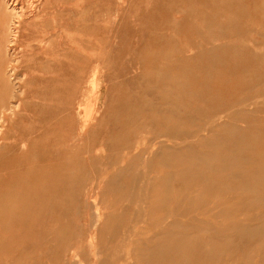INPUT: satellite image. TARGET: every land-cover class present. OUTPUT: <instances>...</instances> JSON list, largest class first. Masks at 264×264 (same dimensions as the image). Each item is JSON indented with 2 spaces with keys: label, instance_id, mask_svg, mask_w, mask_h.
<instances>
[{
  "label": "rangeland",
  "instance_id": "374dc122",
  "mask_svg": "<svg viewBox=\"0 0 264 264\" xmlns=\"http://www.w3.org/2000/svg\"><path fill=\"white\" fill-rule=\"evenodd\" d=\"M18 3L28 18L0 29V264H264L245 231L264 227V0Z\"/></svg>",
  "mask_w": 264,
  "mask_h": 264
},
{
  "label": "bare ground",
  "instance_id": "6f19581e",
  "mask_svg": "<svg viewBox=\"0 0 264 264\" xmlns=\"http://www.w3.org/2000/svg\"><path fill=\"white\" fill-rule=\"evenodd\" d=\"M23 1H24V0H23ZM33 1H34V0H33ZM51 1H52V0H51ZM3 3L6 5V9L0 11V29L2 28L3 31H4V30H5V27H7V25H8V29H9L10 31H12V29L14 28V29H15V32H18L16 29H18V28L20 27V24H21L22 21L25 19V16L28 14L27 9L25 8L24 5H22V4L20 5V4L18 3V0H13L11 3H9V0H0V4H3ZM27 3H28V2H27ZM32 3H33V2H32ZM50 3H51V2H50ZM50 3H49V4H50ZM9 4H10V5H9ZM24 4H25V3H24ZM31 5H32V4H31ZM31 5H30L29 7H31ZM32 8H33V6H32ZM36 8H37V7H36ZM0 9H1V8H0ZM38 10H39V9H38ZM35 11H37V10H35ZM30 14H31V13H30ZM34 14H35V13H34ZM34 16H35V15H34ZM26 17H27V16H26ZM27 18H28V17H27ZM9 21H11L10 24H8ZM12 26H14V27L12 28ZM1 31H2V30H1ZM4 32H5V31H4ZM1 33H3V32H1ZM7 33H8V31H7ZM15 35H16V34H15ZM15 35H14L13 38H12V42H14ZM3 36H4V35H3ZM3 36L1 35L0 37H3ZM6 40H7V39H6ZM2 42H4V39H3ZM4 43H5V42H4ZM6 43H7V42H6ZM2 44H3V43H2ZM2 44H1V45H2ZM43 44H44V43H43ZM4 45H6V44H4ZM7 46H9V44H8ZM12 71H13V70H12ZM96 73H97V76H98V70L96 71ZM94 75H95V73H94ZM97 76H96V77H97ZM94 77H95V76H94ZM94 77H93V78H94ZM96 77H95V78H96ZM95 78H94V79H95ZM96 79H97V78H96ZM91 80H92V78H91ZM98 82H99V81H98ZM89 83H92V82H89ZM93 83H94V80H93ZM93 83H92V84H93ZM95 83H96V82H95ZM92 84H91V85H92ZM100 84H101V83L99 82L98 85L101 86ZM93 86H94V85H93ZM94 88H95V86H94L93 88H91V89H94ZM96 88H97V86H96ZM98 89L101 90V88H99V87H98ZM148 89H149V88H148ZM18 90H19V89H18ZM149 90H150V89H149ZM91 94H93V93H91ZM94 94H95V92H94ZM145 94H146V93H145ZM147 94H148V93H147ZM92 96H93V95H92ZM92 96H91V97H92ZM94 96H95V95H94ZM94 96H93V97H94ZM98 96H101V95L99 94ZM95 97H97V96H95ZM95 97H94V98H95ZM97 98H98V97H97ZM98 99H99V98H98ZM90 100H92V99H90ZM95 100H96V99H95ZM22 102H23V101H22ZM22 102H21V103H22ZM90 102H92V101H90ZM18 103H19V102H18ZM88 103H89V100H88ZM88 103H87V104H88ZM92 103H93V102H92ZM92 103H91V104H92ZM91 104H90V107H92ZM148 104H149V103H148ZM148 104H145V105H148ZM92 105H93V108H91V109H90V107H87V110H90V111H88L89 114H88V116H87V117H89V122H90V120H92V119L94 118V116H95V112H96V108H95L94 104H92ZM13 106H16V107H17L18 105L16 104V105H13ZM13 106L8 107V109H9V110H13ZM151 106H152V105H151ZM151 106H150V107H151ZM96 107H97V106H96ZM19 108H20V107H19ZM85 108H86V107H85ZM85 108H84V110H85ZM88 108H89V109H88ZM14 110H15V109H14ZM14 110H13V111H14ZM87 110H85V111L87 112ZM85 111H84V112H85ZM88 112H87V113H88ZM87 113H86V114H87ZM82 114H83V112H82ZM86 114H85V116H86ZM83 115H84V114H83ZM96 116H97V115H96ZM79 119H80V118H79ZM85 119H86V120H85V121H86L85 124L87 125V120H88V119H87V118H85ZM93 120H94V119H93ZM89 122H88V123H89ZM92 122H93V121H92ZM84 126H85V125H84ZM143 128H144V127H143ZM207 128H208V127H207ZM144 129H145V128H144ZM205 129H206V128H205ZM1 130H2V129H1ZM146 130H147V127H146ZM141 132H142V129H141ZM146 132H149V131H146ZM153 132H154V131H153ZM153 132H151V134H154V135H155L156 133H153ZM157 133H158V132H157ZM182 133H184V131H183ZM235 133H238V130H237V132H235ZM146 134H148V133H146ZM201 134H203V133H201ZM154 135L152 136L153 138H154V137H157V136H154ZM156 135H157V134H156ZM168 135H169V134H168ZM205 135H206V134H205ZM233 135H234V132H233ZM169 136H170V135H169ZM235 136H236V135H235ZM158 137H159V136H158ZM204 137L206 138V136H203V138H204ZM167 138H168V137H167ZM194 138H195V137H194ZM231 138H232V137H231ZM142 139H143V138H142ZM223 139H225V138H223ZM223 139H222V140H223ZM145 140H146V139H145ZM152 140H153V139H152ZM154 140H155V139H154ZM162 140H163V139H161V141H162ZM164 140H165V139H164ZM174 140H175V139H174ZM183 140L185 141V139H183ZM183 140H182V141H183ZM191 140H192V139H191ZM218 140H220V139H218ZM218 140H217V141H218ZM226 140H227V139H226ZM242 140H243V139H242ZM242 140H241V142H242ZM161 141H160V142H161ZM187 141H188V140H187ZM239 141H240V140H239ZM165 142H166V140H165ZM235 142H236V140H235ZM244 142H245V141H244ZM218 143H220V144L222 143V145H223L224 142H218ZM216 144H217V143H216ZM220 144H219V145H220ZM243 144H244V143H243ZM248 144H249V142H248ZM160 145H161V144H160ZM165 145H166V143H165ZM165 145H164V146H165ZM180 145H181V144H180ZM212 145H213V144H212ZM212 145L210 144L209 147L212 146ZM219 145H218V146H217V145H213V146L219 147ZM222 145H220V146H222ZM246 145H247V144H246ZM246 145H245V146H246ZM100 146H101V145H100ZM164 146H163V148H164ZM169 146H171V145H169ZM172 146H173V145H172ZM172 146H171V147H172ZM177 146H178V145H177ZM193 146H194V144H193ZM248 146H249V145H248ZM101 147H102V146H101ZM137 147H138V146H137ZM144 147H145V146H143V147L141 148V149H142V152H143V150H144ZM158 147H159V144H158ZM222 147H223V146H222ZM138 148H139V147H138ZM138 148L136 149L137 151H138ZM166 148H168V147H166ZM199 148H200V147H199ZM248 148H249V147H248ZM250 148H251V145H250ZM98 149H100V148H98ZM196 149H197V148H196ZM214 149H215V148L212 147V150H214ZM152 150H155V149L153 148ZM162 150H163V149H162ZM232 150H233V148H232ZM169 151H170V150H169ZM169 151H168V152H169ZM215 151H216V150H215ZM224 151H225V150H224ZM100 152L102 153L101 150H100ZM152 152H155V151H152ZM152 152H151V153H152ZM156 152H157V151H156ZM171 152H172V151H171ZM173 152H174V151H173ZM205 152H206V151L201 152V153H204V154H205L204 156H207V157L212 155L209 151H208V152H209L211 155L208 154V152H206V153H207V155H206ZM212 152H213V151H212ZM137 153H138V152H137ZM162 153H163V152H162ZM135 154H136V153H135ZM142 154H143V153H142ZM156 154H157V153H156ZM158 154H159V152H158ZM99 155L102 156L101 154H99ZM114 155H115V153H114ZM137 155H138V154H137ZM137 155H136V156H137ZM149 155H150V154H149ZM95 156H96V155H95ZM134 156H135V155H134ZM141 156H142V155H141ZM194 156H195V155H194ZM202 156H203V155H202ZM213 156H214V155H213ZM213 156H212V158H213ZM216 156L218 157V152H217V154H215V158H214V160H216ZM219 156H220V155H219ZM223 156H224V155H223ZM97 157H98V154H97ZM120 157H121V156H119V159H120ZM148 157H149V156H148ZM196 157H197V155H196ZM224 157H225V156H224ZM224 157H223V158H224ZM235 157H237V156H235ZM241 157H242V156H241ZM241 157H240V158H241ZM256 157H257V156H256ZM99 158H100V157H99ZM197 158H198V157H197ZM202 158H203V157H202ZM202 158H201L200 161H203ZM204 158H205V160H207V161H211V160H209L210 157H209L208 159H207L206 157H204ZM223 158H222V159H223ZM238 158H239V157H238ZM242 158H243V157H242ZM243 159H244V158H243ZM246 159H247V158H246ZM246 159H245V161H242V162L248 163V162H246ZM253 159H254V158H253ZM111 160H112V159H111ZM114 160H115V159H114ZM193 160H194V159H193ZM205 160H204V161H205ZM214 160H213V161H214ZM223 160H224V159H223ZM225 160H226V159H225ZM225 160H224V162H225ZM228 160H229V159L227 158V162H229ZM230 160H231V159H230ZM233 160H234V158L232 159V163H233ZM241 160H242V159H241ZM247 160H248V159H247ZM254 160H255V159H254ZM261 160H262V158H261ZM116 161H118V160H116ZM191 161H192V160H191ZM197 161H198V160H196V163H197ZM238 161L240 162L239 159H238ZM252 161H253V160H252ZM119 162H121V161H118V164H117V165H116V163H115L116 167L119 165ZM205 162H206V161H205ZM211 162H212V161H211ZM227 162H226V163H227ZM230 162H231V161H230ZM239 162H238V163H239ZM242 162H241V164L239 163V167H240L241 165H243ZM263 162H264V161H263ZM263 162L260 161V163H261L262 165H263ZM193 163H194V161H193ZM193 163H192V164H193ZM196 163H195V165H196ZM209 163H210V162H209ZM235 163L238 164V163H237V160L234 162V164H235ZM111 164H112V162H111ZM131 164H132V163H131ZM205 164H206V166L204 165L205 168H206L207 166L209 167V165H212L211 163H210L209 165H207L208 163H205ZM219 164H220V163H219ZM219 164H217V166H218ZM221 164H222V163H221ZM230 164H231V163H229V165H230ZM248 164H251V165H252V162L250 161ZM248 164H247V165H248ZM258 164H259V163H258ZM129 165H130V164H129ZM214 165H215V163H214ZM214 165H212V166L216 168V165H215V166H214ZM224 165H225V164H224ZM224 165H222V166H224ZM226 165H227V164H226ZM226 165H225V166H226ZM256 165H257V162H256ZM122 167H123V166H122ZM208 167H207V169H209L211 166H210L209 168H208ZM227 167H229V166H227ZM227 167H226V168H227ZM233 167H234V166H233ZM236 167H238V166H236ZM241 167H242V166H241ZM250 167H251V166H250ZM257 167H258V166H257ZM117 168H118V167H117ZM123 168H125V167H123ZM123 168H122V169H123ZM127 168H128V167H126V169H127ZM211 168H212V167H211ZM218 168H220V167L218 166ZM218 168L215 169V170H218ZM224 168H225V167H224ZM230 168H231V166H230L229 168H227V170L230 169ZM243 168H244V167H243ZM126 169H125V170H126ZM130 169H131V165H130ZM130 169H129V170H130ZM220 169L222 170V167H221ZM250 169H251V168H250ZM202 170H204V169H202ZM202 170H201V173H202ZM211 170H212V169H211ZM230 170H231V169H230ZM230 170H229V171H230ZM262 170L264 171V168H262ZM262 170H260V171H262ZM121 171H122V170H121ZM192 171H193V170H192ZM207 171H208V170H207ZM207 171H206V174H205V171H204L203 173L205 174V176H206L207 174H209V175L207 176V178H212L211 180H213V178H214L213 176L209 177L211 171L208 172V173H207ZM212 171H214V170H212ZM233 171H234V170H233ZM248 171H250V170L248 169ZM251 171H252V170H251ZM253 171H254V170H253ZM257 171H258V169H257ZM260 171H259V172H260ZM73 172H74V171H73ZM128 172H129V171H128ZM145 172H146V171H145ZM221 172H222V171H221ZM224 172H226V171H224ZM224 172H223V173H224ZM231 172H232V170H231ZM231 172H230V173H231ZM237 172H238V171H237ZM246 172H247V170H246ZM255 172H256V171H255ZM124 173H125V172H124ZM126 173H127V172H126ZM192 173H194V172H192ZM197 173H198V172H197ZM215 173H216V171H215ZM240 173H241V172H240ZM240 173H236V174H237V175H240ZM243 173H244V172L242 171L241 174H243ZM116 174H117V173H116ZM212 174H213V173H212ZM228 174H229V172H228ZM234 174H235V173H234ZM254 174H255V173H254ZM254 174H253V175H254ZM256 174H257V173H256ZM256 174H255V175H256ZM262 174H263V172H262ZM66 175H67V174H66ZM121 175H123V173H121ZM176 175H178V174H176ZM194 175H195V174H194ZM194 175H192V176H194ZM198 175H199V173H198ZM229 175H230V174H229ZM237 175H234V176H237ZM253 175H252V176H253ZM255 175H254V176H255ZM259 175H261V173H260ZM114 176H115V175H114ZM117 176H118V175H117ZM234 176H233V177H234ZM244 176H245V175H244ZM244 176H243L242 178H244ZM250 176H251V175H250ZM252 176H251V179L253 178ZM262 176H263V175H262ZM203 177H204V176H203ZM233 177H231V178H233ZM256 177H257V175H256ZM256 177H255V178H256ZM263 177H264V176H263ZM114 178H115V177H114ZM114 178H113V179H114ZM170 178L172 179V177H170ZM170 178L168 177V179H170ZM175 178H176V177H175ZM204 178H205V177H204ZM234 178L236 179L237 177H234ZM234 178H233V179H234ZM238 178H239V177H238ZM255 178H254V179H255ZM257 178H258V177H257ZM257 178H256V179H257ZM89 179H90V178H89ZM115 179H116V178H115ZM157 179H158V178H157ZM168 179H167V180H168ZM202 179H203V178H202ZM202 179H200L201 181H199V182H200V183H201V182H202V183H203V182L206 183V182L203 181ZM240 179H241V177H240ZM258 179H259V178H258ZM258 179H257V180H258ZM110 180H111V179H110ZM155 180H156V179H155ZM205 180H206V179H205ZM207 180H208V179H207ZM211 180H209V181L211 182ZM214 180H217V179L215 178ZM263 180H264V179H261V180H259V181H257V182H258V183H259V182L263 183V182H262ZM111 181H112V180H111ZM111 181H110V183H111ZM146 181H147V180H146ZM183 181H184V180H183ZM192 181H193V180H192ZM209 181L207 182V185L205 184L206 186H208ZM218 181H219V180H218ZM218 181H217V182H218ZM241 181H242V179H241ZM255 181H256V180H255ZM219 182H220V181H219ZM156 183H157V181H156ZM195 183H196V182H195ZM202 183H201V184H202ZM214 183H215V182H214ZM214 183H213V181H212V184H214ZM245 183H246V182H245ZM111 184H112V183H111ZM168 184H169V183H168ZM170 184H171V183H170ZM196 184H197V183H196ZM201 184L198 183V185H199L198 187H200ZM212 184H211V185H212ZM216 184H217V183H216ZM218 184H219V183H218ZM223 185L226 186V184H225L224 182H223ZM253 185H254V184H253ZM260 185H261V184H260ZM153 186H154V185H153ZM169 186H171V185H169ZM196 186H197V185H196ZM202 186L204 187V184H202ZM202 186H201V187H202ZM212 186H213V185H212ZM212 186H211V187H212ZM233 186H234V185H232V187H231V186L229 185V187L227 186V188L232 189V190H233L235 187L237 188L236 185H235V187H233ZM37 187H38V186H37ZM208 187H209V186H208ZM208 187H207V188H208ZM230 187H231V188H230ZM256 187H258V186L256 185ZM262 187H263V186H262ZM194 188H195V187H194ZM207 188H206V189H207ZM213 188H214V187H213ZM216 188L218 189V187H216ZM258 188H259V187H258ZM37 189H38V188H37ZM144 189H145V188H144ZM191 189H192V188H191ZM198 189H199V188H198ZM203 189H205V188H203ZM221 189H225V188H221ZM242 189L248 190V192H252V193H254V191H255V187H253L251 184H249L248 180H247V184L244 185V186L242 187ZM260 189H261V188H260ZM186 190H187V189H186ZM194 190H195V189H194ZM201 190H202V189H201ZM219 190H220V189H219ZM239 190H240V189H239ZM263 190H264V189H263ZM25 191H26V190H25ZM38 191H39V189H38ZM152 191H153V190H152ZM157 191H158V190H157ZM188 191H189V190H188ZM198 191H199V190H198ZM198 191H197V192H198ZM22 192H23V191H22ZM172 192H173V191H172ZM174 192H175V191H174ZM186 192H187V191H186ZM193 192H194V191H193ZM193 192H192V193H193ZM195 192H196V191H195ZM205 192H207V191L205 190ZM212 192H216V190H215V191H212ZM212 192H211V193H212ZM256 192H258V190H257ZM262 192H263V191H262ZM152 193H153V192H152ZM155 193H156V191H155ZM175 193H176V192H175ZM189 193H190V191L188 192V195H189ZM202 193H203V190H202ZM207 193H208V192H207ZM218 193H219V192H218ZM259 193H260V192H259ZM23 194H24V193H23ZM167 194H168V193H167ZM177 194H179V192H177ZM219 194H220V193H219ZM219 194L216 196V193H215V198H216V197L219 198V196H220ZM255 194H257V193H255ZM17 195H18V194H17ZM24 195H25V194H24ZM165 195H166V194H165ZM180 195H181V194H180ZM190 195H193V194H190ZM204 195H205V194H204ZM206 195H208V194H206ZM212 195H213V194H211L210 199L213 197ZM221 195H222V194H221ZM257 195H258V194H257ZM259 195H260V194H259ZM263 195H264V193L262 194V197H260V198L257 197V199L254 198L255 200H257L256 203L258 202L257 204H259V202H263V201H264V200L262 199V198H263ZM18 196H19V195H18ZM21 196H22V194H21ZM150 196H151V194H150ZM160 196H161V195H160ZM184 196H185V193H184ZM222 196H223V195H222ZM181 197H183V196H181ZM181 197H180V198H181ZM190 197H191V196H190ZM225 197H227V196H225ZM149 198H150V197H149ZM164 198H166V197L164 196ZM177 198H179V196H177ZM186 198H188V197L186 196ZM186 198H185V199H186ZM192 198H194V196H193ZM218 198H217V199H218ZM227 198H229V197H227ZM231 198H232V197H231ZM239 198H240V197H239ZM7 199H8V198H7ZM182 199H183V198H182ZM182 199H181V200H182ZM185 199H184V200H185ZM189 199H190V198H189ZM194 199H195V198H194ZM205 199H206V198H205ZM229 199H230V198H229ZM237 199H238V198H237ZM250 199H252V198H250ZM143 200H144V198H143ZM145 200H147V199H145ZM168 200H169V197H168ZM181 200H180V201H181ZM203 200H204V199H203ZM232 200H233V198H232ZM235 200H236V199H235ZM149 201H150V200H149ZM166 201H167V200H166ZM182 201H183V200H182ZM191 201H192V200H191ZM191 201L188 200V202H191ZM210 201L212 202V200H210ZM210 201H209V199H208V202H209V203H210ZM219 201H220V202L222 201L221 198L219 199ZM236 201H237V200H236ZM238 201H242V200L239 199ZM238 201H237V202H238ZM247 201H248V200H247ZM251 201H252V200H250L249 203H250V205H253V204H251V203H252ZM143 202H144V201H143ZM254 202H255V201H254ZM254 202H253V203H254ZM13 203H14V202H13ZM16 203H17V202H16ZM94 203H95V202H94ZM157 203H158V202H157ZM185 203H186V202H185ZM214 203H215V201H214ZM216 203H218V202H216ZM239 203H240V202H239ZM95 204H96V203H95ZM188 204H189V203H188ZM211 204H212V203H211ZM241 204H242V203H241ZM245 204H246V203H245ZM192 205H194V203H193ZM200 205H201V204H200ZM202 205H203V203H202ZM212 205H213V204H212ZM214 205H216V204H214ZM247 205H248V202H247ZM95 206H96V205H95ZM209 206H210V205H209ZM209 206L205 207V209H206V208H209ZM245 206H246V205H244L243 207H245ZM251 207H254V206H251ZM247 208H249V207H247ZM254 208H255V207H254ZM257 208H258V207H257ZM88 209H89V208H88ZM98 209H100V208H98ZM203 209H204V207H202L201 210L203 211ZM242 209H243V208H242ZM244 209H245V208H244ZM250 209H252V208H250ZM259 209L261 210L262 208H259ZM259 209H258L257 211H260ZM141 210H142V209H141ZM197 210H199V209H197ZM215 210L217 211V209H215ZM245 210H246V209H245ZM254 210H256V209H254ZM99 211H101V209L98 210V211H95V212L97 213V217H100V215L103 213V212H101V214H100ZM138 211H139V210H138ZM199 211H200V210H199ZM206 211H208V210H206ZM206 211H205V212H206ZM251 211H252V210H251ZM261 211H262V210H261ZM203 212H204V211H203ZM203 212H202V213H203ZM262 212H263V211H262ZM262 212H261V213H262ZM168 213H169V212H167V214H168ZM257 213H258V212H257ZM259 213H260V212H259ZM253 214H254V213H253ZM253 214H252V215H253ZM252 215H251V217H252ZM249 216H250V215H249ZM263 217H264V216H263ZM263 217H261V219H262ZM173 218H174V217H173ZM97 219H98V218H97ZM166 219H168V218H166ZM171 220H173V219H171ZM257 220L261 221L260 219H257ZM98 221H99V220H98ZM250 221H252V220H250ZM254 221L257 222L256 220H254ZM262 221H264V219H263ZM262 221H261V222H262ZM247 222H248V221H247ZM261 222H260V223H261ZM171 223H174V222H171ZM176 223H177V222H176ZM245 223H246V222H245ZM252 223H253V222H251V224H252ZM97 224H99V222H98ZM162 224H163V223H162ZM166 224H167V223H166ZM179 224H181V223H179ZM179 224H177V225L179 226ZM238 224H239V223H238ZM251 224H250V225H251ZM255 224H256V223H255ZM255 224H254V225H255ZM182 225H184V224H182ZM182 225H181V226H182ZM189 225H190V224H189ZM189 225H187V226L189 227ZM241 225H242V224H241ZM94 226H95V225H94ZM140 226H141V225H140ZM169 226H170V225H169ZM184 226H185V225H184ZM184 226H183V227H184ZM209 226H210L209 229H211L212 226H211V225H208V227H209ZM236 226L238 227L239 225H236ZM245 226H246V225H245ZM245 226H243V227H245ZM132 227L134 228L133 225H132ZM135 227H136V226H135ZM175 227H176V226H175ZM198 227H199V226H198ZM230 227H231V225H230ZM241 227H242V226H241ZM90 228H91V227H90ZM99 228H100V226H99ZM164 228H165V227H164ZM176 228H177V229H178V228H181V229H182V227H176ZM202 228L204 229V226H203ZM202 228H201V229H202ZM239 228H240V227H239ZM246 228H247V226H246ZM134 229H135V228H134ZM137 229H139L138 226L136 227L135 231H136ZM140 229H141V228H140ZM162 229H163V228H162ZM233 229H234V228H233ZM244 229H245V228H244ZM244 229H242V230H244ZM173 230H174V228H173ZM183 230H185V229H183ZM205 230L208 231V229L206 228V226H205ZM237 230H238V228H237ZM239 230H241V229H239ZM239 230H238V231H239ZM135 231H134V232H135ZM143 231H144V230H143ZM178 231H179V230H178ZM178 231H177V232H178ZM245 231H246V233H248L250 236H253V235L257 234V233H259V234H260V233L264 234V227H261V228H248V229L245 230ZM91 232H92V231H91ZM96 232H97V231H96ZM134 232H133V233H134ZM140 232H141V231H140ZM185 232H186V231H185ZM228 232H230V231H228ZM228 232H227V233H228ZM234 232H237V231H234ZM239 232H240V231H239ZM241 232H243V231H241ZM241 232H240V233H241ZM92 233H93V232H92ZM206 233H207V232H206ZM222 233H224V232L222 231ZM231 233L234 234L232 231H231ZM94 234H95V233H94ZM178 234H179V233H178ZM187 234H188V233L186 232L185 235H187ZM238 234H239V233H238ZM238 234H237V235H238ZM259 234H258V235H259ZM91 235L93 236V234H91ZM91 235H90V236H91ZM179 235H180V234H179ZM223 235H225V234H223ZM239 235H240V234H239ZM242 235H244V234L241 233V236H242ZM92 236H91V237H92ZM176 236H178V235H175V237H176ZM196 236H197V235H196ZM213 236H214V235H213ZM228 236H229V235H228ZM228 236H227V237H228ZM230 236H231V235H230ZM241 236H240V239H241ZM260 236H261V235H260ZM193 237H194V236H193ZM193 237H192L191 239H193ZM199 237H200V236H199ZM199 237H198V238H199ZM214 237H215V236H214ZM218 237H219V236H217V237H215V238L217 239ZM227 237H226V238H227ZM248 237H249V236H248ZM258 237H259V236H258ZM177 238H178V237H177ZM177 238H176V240L174 239V241H178ZM196 238H197V237H196ZM196 238L194 237L195 241H196ZM198 238H197V240H198ZM222 238H223V237H222ZM226 238H225V239H226ZM244 238H245L244 240H246V237H244ZM255 238H256V237H255ZM260 238H261V237H260ZM262 238H264V237H262ZM90 239H91V238H90ZM90 239H89V240H90ZM189 239H190V238H189ZM231 239H233V240H230V239H229V242L232 241V244L235 243L236 240H235L234 238H231ZM248 239L252 240L251 238H248ZM94 240H95V238H94ZM125 240H126V239H124L123 241H125ZM220 240H221V238H220ZM253 240H255V239H253ZM180 241H181V240H180ZM198 241H199V240H198ZM207 241H208V240H207ZM210 241H212V240L209 239V242H210ZM221 241H222V240H221ZM223 241H224V240H223ZM238 241H239V240H238ZM238 241H236V242H237V246H236V247L239 246V242H240V241H239V242H238ZM92 242H93V241H92ZM97 242H98V241H97ZM130 242H131V241H130ZM163 242H165V241H163ZM169 242H170V241H169ZM190 242H191V241H190ZM199 242H200V241H199ZM212 242H213V241H212ZM194 243H195V242H194ZM223 243H224V242H223ZM225 243H226V241H225ZM227 243H228V242H227ZM240 243H241V242H240ZM242 243H244V242L242 241ZM245 243H246V242H245ZM257 243H258V242H257ZM263 243H264V241H263ZM123 244H124V243H123ZM129 244H130V243H129ZM163 244H164V243H163ZM163 244H161V245H162V248H164L163 246H166L165 244H164V245H163ZM209 244H210V243H209ZM230 244H231V243H230ZM255 244H256V243H255ZM261 244H262V242H261ZM90 245H91V243H90ZM102 245H103V243L100 244V246H102ZM133 245H134V244H133ZM173 245H174V244H173ZM188 245H189V244H188ZM194 245H195V244H194ZM219 245H220V244H219ZM245 245H246V244H245ZM93 246H95V244H93ZM123 246H124V245H122V248H123ZM125 246H126V245H125ZM128 246H129V245H128ZM158 246H160V245L158 244ZM169 246H172V245H167V246L165 247V248H169L168 251L170 250V247H169ZM227 246H228V245H227ZM231 246H232V245H231ZM132 247H133V246H131V248H132ZM91 248H92V247H91ZM95 248H96V247H95ZM131 248H130V249H131ZM162 248H161V249H162ZM165 248H164V252L167 251V249H166V251H165ZM173 248H174V247H173ZM173 248H171L170 251L173 252V250H172ZM229 248H230V247H229ZM93 249H94V248H93ZM130 249H129V250H130ZM132 249H133V248H132ZM154 249H155V248H154ZM159 249H160V247L158 248V250H159ZM161 249H160V251H161ZM227 249H228V248H227ZM232 249H233V248H232ZM238 249H239V248H238ZM238 249H237V250H238ZM243 249H244V248H243ZM98 250H99V249H98ZM98 250L96 249V255L98 254V253H97ZM158 250H157V251H158ZM233 250H234V249H233ZM239 250H240V249H239ZM102 251H103V250H102ZM150 251H151V250H150ZM168 251H167V252H168ZM170 251H169V253L171 254ZM94 252H95V251H94ZM103 252H104V251H103ZM158 252H159V251H158ZM158 252H157V253H158ZM161 252H162V251H161ZM161 252H160V253H161ZM164 252H162V253H164ZM167 252H166V253H167ZM174 253H176V252H174ZM99 255H100V254H99ZM103 255H104V254H103ZM158 255H160V254H158ZM161 255H162V254H161ZM161 255H160V256H161ZM163 255H164V254H163ZM163 255H162V256H163ZM94 256H95V254H94ZM95 257H96V256H95ZM103 257H104V256H103ZM98 258H99V256H98ZM101 258H102V256H101ZM102 259H104V258H102ZM107 259H108V258H107ZM95 260H97V259L95 258ZM104 260H106V257H105ZM104 260L102 261L103 264H104L105 262H106V264H107V261L104 262ZM67 261H68V260H67ZM90 261H91V260H89V262H90ZM70 262H71V261H70ZM96 262H97V261H95L94 264H95ZM67 264H68V262H67ZM69 264H70V263H69ZM89 264H90V263H89Z\"/></svg>",
  "mask_w": 264,
  "mask_h": 264
}]
</instances>
